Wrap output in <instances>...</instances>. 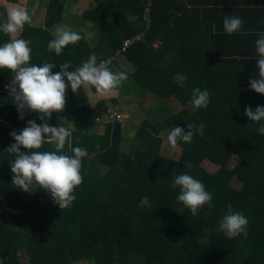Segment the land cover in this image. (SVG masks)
<instances>
[{"label":"trees","instance_id":"trees-1","mask_svg":"<svg viewBox=\"0 0 264 264\" xmlns=\"http://www.w3.org/2000/svg\"><path fill=\"white\" fill-rule=\"evenodd\" d=\"M7 1L16 4L19 0ZM92 1L93 7L81 16L84 28L92 25L96 30V49L83 37L81 48L75 43L67 45L61 55L49 51L48 42L54 39L50 29L58 26L66 13L59 0H49L44 26L25 24L17 37L32 41L29 63H54L55 73L70 61L72 71L91 54L98 62L116 55L125 37L142 31L145 43L120 52L133 66L126 73L127 81L134 83L136 90L161 99L175 98L182 108L159 122L142 121L129 140L124 139L119 123L106 133L73 131L63 151L71 155L72 148L81 147L88 152L82 159L83 182L73 192L76 200L60 210L38 187L25 193L13 185L19 235L31 242L19 250L7 228L0 230V264H264V136L257 132L259 124L244 115L246 106L253 110L264 106V95L249 87L250 79L258 78L257 39L249 34L238 45L231 41L226 46L228 39H213L189 20L180 29L171 28L168 21L160 19L155 0L149 7L151 22L145 33L142 16L146 0ZM6 19V9L0 7V23ZM186 25L188 34L179 35ZM215 28H219L215 35H220V27ZM10 40L0 31V46ZM157 41L162 43L154 47ZM174 50L176 57L163 65L161 60ZM178 73L187 74L183 87L173 79ZM13 75L0 69V169L10 173L9 162L14 156L5 154L14 143L10 133L19 134L28 120L42 123L36 113L25 112L24 120L19 118L7 88ZM195 88L210 92L207 108L197 109L191 103ZM90 90L96 92L91 86ZM94 108L81 88L74 94L69 87L60 118L67 113L84 119ZM48 123L63 126L55 113ZM201 123L206 125L204 135H195L191 143L181 142L178 159L159 153L160 131L176 126L186 131L188 124ZM123 143L125 150H121ZM42 150H54V145L46 143ZM233 158L238 161L230 166ZM186 161L192 162L191 169L185 167ZM204 162L217 166V171L208 173L202 167ZM183 173L203 183L212 194L213 208L205 205L194 217L177 201L180 189L171 186L172 178ZM145 196L151 208L140 205ZM228 204L248 219L246 237L229 239L218 231Z\"/></svg>","mask_w":264,"mask_h":264},{"label":"clouds","instance_id":"clouds-1","mask_svg":"<svg viewBox=\"0 0 264 264\" xmlns=\"http://www.w3.org/2000/svg\"><path fill=\"white\" fill-rule=\"evenodd\" d=\"M30 23L31 17L28 11L19 7L12 8L7 14V19L0 23V31L13 37L10 42L0 46V69H7L14 74L7 88L14 98L19 118L24 120L25 112L36 113L37 119L42 123L37 124L35 120H28L26 127L19 131V134L12 131L10 137L14 143L5 149V154L14 156V160H10L9 163L13 174L12 184L15 188L29 193L33 187H38L48 193L61 210L69 208L76 200L73 192L83 182L82 159L88 155V152L84 148L74 147L71 149V155L65 153L63 151L65 145L73 138L72 132L76 130L73 123L68 122L71 125L70 130L64 126H50L48 120L51 119L53 113L57 114L58 119L64 120L60 118V113L65 108L66 93L69 87L75 94L82 86L87 85L94 87L99 95L107 96L127 80V74L111 71L108 67L112 63L107 66L108 61L100 59L98 62L95 54H91L86 62L72 71L69 70L72 68L70 61L62 63L59 71L55 73L52 71L56 68L54 63L30 64L32 41L15 38L24 25ZM146 24L150 23L146 21ZM242 25L243 21L239 16L226 15L223 20V29L228 35L239 32ZM138 34L144 37L132 43L124 51L139 43H145L146 36L142 31L124 39ZM258 35L259 38L255 41L256 53L259 57L256 60L258 78L250 79L249 87L255 93L264 95V32ZM82 38L78 32L57 26L55 38L48 42L47 47L49 51L61 55L67 45L75 44ZM121 47L118 49L121 50ZM118 57L124 58L120 54ZM187 78V74L184 73H178L173 77L181 87ZM191 103L197 109L207 108L210 103V92L207 89H193ZM244 115L251 122L259 124L257 132L264 136V106H257L255 110L251 106H246ZM205 127L203 123L188 124L186 131L179 126L173 127L167 136V141L175 149L181 142L191 143L195 135L203 136ZM46 143L53 144L54 150H42ZM185 167L191 169L192 162L186 161ZM171 186L179 187L180 191L176 199L194 217L198 216L203 206L207 205L209 209L214 207L212 194L205 190L200 180L188 173L173 177ZM140 205L152 207L146 196L141 199ZM248 223V219L241 212L235 211L233 206L228 204L225 215L219 221L218 231L223 232L229 239L241 235L246 237Z\"/></svg>","mask_w":264,"mask_h":264},{"label":"rangeland","instance_id":"rangeland-1","mask_svg":"<svg viewBox=\"0 0 264 264\" xmlns=\"http://www.w3.org/2000/svg\"><path fill=\"white\" fill-rule=\"evenodd\" d=\"M48 1L49 0H19L16 4H10L7 0H0V6L6 9L7 14L14 7L24 8L28 11L31 17L30 25L43 27ZM59 1L65 6L66 13L63 21H61L58 25H63L62 27L67 30L83 34L84 36L82 37L87 40L89 47L96 49L98 38L96 30L94 26V30H92V25L84 28L83 24L85 21L81 16L83 11L93 7V1L90 0L92 3L86 6L79 4L82 0ZM51 31L55 38L56 29ZM89 33H91V36H89ZM19 35L20 32L15 38H17ZM84 38L76 42L77 48L84 46V44H82L85 43ZM11 39H13V37H11ZM175 55V53L167 55L161 60V63L163 65L169 64L170 61L176 57ZM114 61H117V65L111 64L108 67L113 72L127 73L133 70L122 57H116ZM52 71H54V69ZM81 89L91 102L92 106L95 107L94 112L80 120L66 113L64 114L63 119L67 122L61 120L63 121V126L69 128L70 130L71 125H69L68 122H72L74 128L76 129L74 131H79L81 133H106V131H111V127L114 123H119L124 139L129 140L140 127L142 121L145 120L150 124L159 122L166 119V117L170 115L176 114L182 108L180 103H178L175 98L161 99L154 93L136 90V85L130 80H125V82H123L120 87L107 96H101L96 92H91L90 86L87 85L82 86ZM98 102H101V105L97 106ZM113 113L121 116L119 122H113L111 119V115H113ZM171 130V128H168L159 132L158 137L161 140L159 153L165 157L178 159L181 154V147L179 146L173 149L167 141V136ZM125 148L126 143H123L121 150H125ZM237 161L238 160L236 158L231 159L230 166H234ZM202 167L211 174L215 173L218 169L217 166L208 162H204ZM2 191V195L4 197V194H6L4 187ZM18 215L19 209H17L15 205L13 207L11 204L6 203L5 198H3V200L0 198V221L1 219L3 220L5 223V228H7L9 232L12 231V233H19L20 226H17L19 224ZM15 237L18 238L16 245L21 246L19 249L23 250L29 241H25L18 236ZM28 239L30 238L28 237ZM21 261L23 262L24 260L21 258Z\"/></svg>","mask_w":264,"mask_h":264},{"label":"crops","instance_id":"crops-1","mask_svg":"<svg viewBox=\"0 0 264 264\" xmlns=\"http://www.w3.org/2000/svg\"><path fill=\"white\" fill-rule=\"evenodd\" d=\"M155 2L160 7V19H165L166 22L168 21L169 25H171V28L180 29V26L189 20L196 24V29L198 31L205 30V32L211 33L210 37L213 39L215 37L228 39L225 44L226 46L229 45L231 41L234 43V45H238L239 40L249 36V34L253 39H258V34L260 32H264V0H155ZM91 3L92 2H90V0H82L79 4L86 6ZM150 6H154V1L146 0V8L144 11V16H142V25L144 26L145 30H147V32L149 31L150 26L146 24V18H148L149 23L151 22L149 16ZM226 15L239 16L242 19L243 25L239 32L232 35L225 33L223 29V20ZM216 25H218L222 30L220 35H215L219 30V28H215ZM56 28L57 26L50 29V33L53 34L51 30ZM188 30V26L186 25L184 30L179 35L186 36L188 34ZM161 43L162 41H157L153 44V46L156 47ZM171 53H175L177 55L176 50L169 52V54ZM127 64L133 69V66L130 63L127 62ZM12 176L13 175L10 172L0 169V198H2V200L5 198L6 203H9L14 207L12 199ZM3 187L6 191L4 197L2 195ZM17 226H19V224ZM4 228L5 223L1 219L0 230ZM15 234L19 233H12V231H10L11 240L13 244L19 249L21 246L16 245L18 238L15 236H18L19 238L21 237L20 235ZM22 239L29 241L27 245L31 242V239L26 237Z\"/></svg>","mask_w":264,"mask_h":264},{"label":"built area","instance_id":"built-area-1","mask_svg":"<svg viewBox=\"0 0 264 264\" xmlns=\"http://www.w3.org/2000/svg\"><path fill=\"white\" fill-rule=\"evenodd\" d=\"M146 20H147V22H149V21H148V18H146ZM143 37H144V36H143L142 34H138V35H135V36H133V37H131V38L124 39V40L122 41V47H121V50H118V51L116 52V55L114 54V55H112V56H109V57L103 59V60H105V61H108V65H107V66H109V64L112 63V62L115 60V58L119 56V54H120L121 51H124V50H125L128 46H130L132 43L141 40ZM120 118H121V116H120V115H116L115 113H113V115H111V119L113 120V122H114V121L119 122V119H120Z\"/></svg>","mask_w":264,"mask_h":264}]
</instances>
